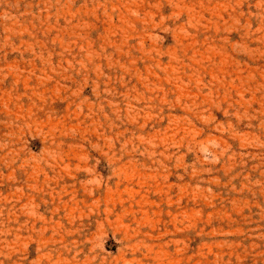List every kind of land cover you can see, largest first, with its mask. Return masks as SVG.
<instances>
[{"label": "rangeland", "instance_id": "1", "mask_svg": "<svg viewBox=\"0 0 264 264\" xmlns=\"http://www.w3.org/2000/svg\"><path fill=\"white\" fill-rule=\"evenodd\" d=\"M0 264H264V0H0Z\"/></svg>", "mask_w": 264, "mask_h": 264}]
</instances>
